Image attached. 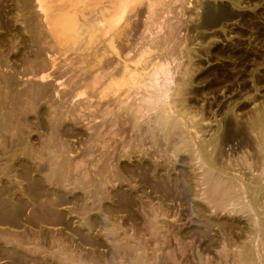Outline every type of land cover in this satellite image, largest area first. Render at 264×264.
I'll use <instances>...</instances> for the list:
<instances>
[{
	"label": "rangeland",
	"instance_id": "obj_1",
	"mask_svg": "<svg viewBox=\"0 0 264 264\" xmlns=\"http://www.w3.org/2000/svg\"><path fill=\"white\" fill-rule=\"evenodd\" d=\"M37 2L0 0V264H264V0H176L168 82L192 153L142 131L152 113L140 130L118 116L131 98L56 43ZM206 169L260 206L213 204Z\"/></svg>",
	"mask_w": 264,
	"mask_h": 264
},
{
	"label": "bare ground",
	"instance_id": "obj_2",
	"mask_svg": "<svg viewBox=\"0 0 264 264\" xmlns=\"http://www.w3.org/2000/svg\"><path fill=\"white\" fill-rule=\"evenodd\" d=\"M178 2L180 3V1ZM178 2L176 0H60L59 7L56 6L58 9L55 11L52 6H49L50 9L52 7V10L47 8V4V6H44L45 1L38 0L37 3L43 12V18L47 24L48 32L55 39L56 43L59 46H68L75 50V52L79 51L77 52V56H82L77 61L89 69L96 68L97 70L106 68L105 71L108 70L105 72L106 74L102 70L101 73L105 74L107 78L100 74V77L97 75L98 79L96 78L95 82L99 83L101 79L104 80L103 83L108 81L106 86L111 89V92L114 89L117 90V93L119 91L122 94L126 93V99L131 98L129 103H122L121 101L122 105L115 104L117 106L119 105V113L114 111L117 115H129L132 121H128V123L132 122L133 126L130 123L129 125L140 130L137 125L139 124V118L145 116L146 113H152L150 120L149 118L147 120L146 130L142 129V131H145L149 137L152 136L153 138L157 136V131L161 132L159 135L162 133L170 137L175 135L174 137L178 138L176 140L179 144L182 143L184 147L189 149V145L193 142H190V137L188 138L186 136V132L183 129L184 122H181L186 116L185 106H183L181 99V83L177 84V88L171 90L168 82L171 77L170 68L174 67L172 63H175V69H180L182 65L180 61L181 48L179 49L181 41L177 34L179 21H176L178 17L175 12L178 9L176 7V3ZM55 3L57 4L58 2L55 1ZM182 9L180 11H183ZM121 15H124V18ZM49 59L52 64L56 61L51 56ZM167 98L169 99L168 102L166 101ZM194 129L196 132L199 130L195 125ZM140 133L142 132L140 131ZM260 134L262 132H259V136ZM138 135L137 137H139ZM182 144L181 146L183 148ZM196 147L197 152L201 153L203 146L198 143ZM204 154L206 156V153ZM201 159L204 161L205 158L201 157ZM209 159L207 158V162L205 163L210 162ZM215 172H210L209 169L204 170L203 194L205 193L207 198L215 202H212L213 204H217L223 208L232 204V206L239 205L240 208L237 207L243 211L244 209L245 211L252 209V207L248 209L245 206L250 204L248 201L245 205V201L243 203L241 202L244 200L242 194H247L246 187L244 186L245 189L243 190L239 185L240 182L236 185L237 183L235 182L236 184H234V181L230 178L225 179V175L222 177L221 173ZM225 172L223 173L225 174ZM257 184L259 183L255 185L257 186ZM258 187L250 188L251 193H257L261 188ZM257 195L259 194L257 193ZM257 198L256 196L250 197V202L256 205L258 202L256 200ZM256 206L260 205L258 204ZM258 231L264 233V225L261 224Z\"/></svg>",
	"mask_w": 264,
	"mask_h": 264
}]
</instances>
